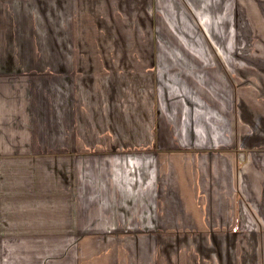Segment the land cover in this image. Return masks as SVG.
Listing matches in <instances>:
<instances>
[{
  "label": "crops",
  "instance_id": "1",
  "mask_svg": "<svg viewBox=\"0 0 264 264\" xmlns=\"http://www.w3.org/2000/svg\"><path fill=\"white\" fill-rule=\"evenodd\" d=\"M0 264H264V0H0Z\"/></svg>",
  "mask_w": 264,
  "mask_h": 264
}]
</instances>
